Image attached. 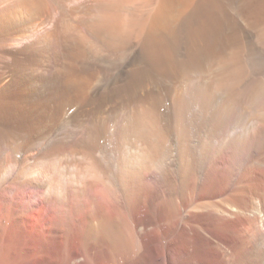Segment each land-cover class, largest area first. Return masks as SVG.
<instances>
[{
  "label": "bare ground",
  "instance_id": "bare-ground-1",
  "mask_svg": "<svg viewBox=\"0 0 264 264\" xmlns=\"http://www.w3.org/2000/svg\"><path fill=\"white\" fill-rule=\"evenodd\" d=\"M133 1L0 0L22 95L55 78L85 100L0 125V177L22 155L0 181V264H264V1ZM110 177L126 215L103 207Z\"/></svg>",
  "mask_w": 264,
  "mask_h": 264
},
{
  "label": "rangeland",
  "instance_id": "rangeland-1",
  "mask_svg": "<svg viewBox=\"0 0 264 264\" xmlns=\"http://www.w3.org/2000/svg\"><path fill=\"white\" fill-rule=\"evenodd\" d=\"M135 1V5H133V6H129L130 8H132V10L131 11H133L135 8H137V7H139V6H142L143 5V3L144 4H146L148 1H150V0H147L146 2H145V0L143 1V0H141V3H142V5H141V3H139L140 2V0H134ZM133 1V2H134ZM139 1V2H138ZM217 1V2H216ZM237 1H239V3H240V5H241V7H242V9H244L245 7L244 6H246V8L248 7V9L250 8L249 6H255L256 7V5H258V4H260V1H261V3L264 1V0H237ZM242 1V2H241ZM249 1H250V3H251V1H252V4L253 5H249L250 3H249ZM133 2H131V5L132 4H134ZM215 2L216 3H214V7L216 6V4H217V6L216 7H218V12L220 13V12H222L221 11V7H222V10L223 9H225L224 8V6H226V4H225V2L226 1H223V0H215ZM248 4H247V3ZM257 2H259V3H257ZM256 3V4H255ZM264 3V2H263ZM225 4V5H224ZM238 4V3H237ZM221 5V6H220ZM253 6V7H254ZM239 7V6H238ZM241 7H239V9H241ZM215 9H217V8H215ZM215 9H213L212 10V14H214L215 12H216V10ZM215 10V11H214ZM214 11V12H213ZM9 34V33H11V34H9V35H15V33H13L12 32V30H9V31H7L6 33H5V31H0V39L3 37L4 38V36L6 35V34ZM13 33V34H12ZM3 34V35H2ZM6 40H9V37H8V39H6ZM74 40H75V42H74ZM74 40H72L70 43L74 46V45H77V42H78V39H74ZM81 40H83V41H86V39L84 40V39H81ZM127 40V39H126ZM124 44V45H123ZM122 45H120L121 47L122 46H125L126 45V43L124 42ZM10 45L11 44H6V48L7 47H10ZM96 46L97 45H92V47L90 48V50H91V53H93V54H95L97 57H100L101 56V54H103V55H105V54H110V53H114V54H117V52L119 53L120 52V49L118 48H110V47H107V46H101V45H98V47H97V49H96ZM110 48V49H109ZM123 48V47H122ZM109 49V50H108ZM112 49H114V50H112ZM95 50V51H94ZM105 50H107V51H109L108 53H107V51H105ZM116 50V51H115ZM114 51V52H113ZM0 52H2V53H0V62H3V63H0V70H2L3 69V71H0V82H5V81H3L2 80V76L5 74V73H13V72H10V70H8L7 69V62L9 63V60L10 59H6L7 60V62H6V60L4 59V57H9V55H7V53H6V51H5V49H4V47H1L0 48ZM71 52H73V50L71 51ZM6 55V56H5ZM3 59V60H2ZM65 59H67V60H65ZM62 60H64L65 62L66 61H69L70 59L67 57H65L64 56V58L62 59L61 58V61ZM10 63H12L13 64V62H10ZM77 62H76V60H75V62L73 63V65L74 64H76ZM3 64V65H2ZM78 64V63H77ZM13 65H10V68L12 67ZM62 67H65L66 65L64 64L63 65V63H62V65H61ZM13 68V67H12ZM69 68H74L73 66H71L70 65V67ZM50 72H52V70H50ZM50 72H45V75H47V74H49ZM39 72H35V75L37 76V74H38ZM14 74L15 73H13V75H11V77H12V79L10 78L9 79V81H7V82H10V84H8V86L7 87H4V88H0V89H2V90H0V125H3V124H5V125H3L5 128L7 127L8 129H13V128H16V126H17V123H19L21 120H23V121H25V122H28L29 123V125H30V127H32V128H36L37 129V126H38V124H39V121L40 120H38V119H41V117H43V116H49V118L51 119H53V117L55 116H57V113L56 112H58V109H59V104L61 103V102H63V101H65V102H63V104L61 105V106H63V109H62V111H61V113L59 114V116H58V119H57V124H58V121H59V124H61L62 123V121L65 119V118H67V115L68 116H70V115H72L73 113H74V111H76V109L78 108H81L82 106H83V104H84V102H85V100H81V99H79V100H81V101H79L80 103L78 104H76V102H78L77 100H75V101H72V103H66V101H68V99L67 98H71L70 97V95H68L67 93H64V94H62L63 92V89L62 90H60V88L61 87H59L58 85H54L52 82H60V81H58V79H55V78H53V80H52V82H51V80L50 79H48V81H46V78H45V80H44V78L43 79H41V78H38V81H39V79L41 80V81H37V79L35 80L34 79V81L32 80L31 82H35L36 83V86H37V88H36V91H37V93L35 94H30L31 92V90H29V97H27L28 95H26L25 97L23 96L24 94L22 93V91H21V88L23 87L22 85V83H19V81L20 82H22V80L20 79V78H18L17 76H14ZM39 74H41V73H39ZM73 73H71V74H66V76H69L70 75V77H71V75H72ZM42 75V74H41ZM50 75H51V73H50ZM98 75V74H97ZM97 75L95 74L94 76H93V78H91V80H90V82H92V84H94L97 80H98V78H97ZM14 77V78H13ZM15 77H17V79L15 78ZM96 78V79H95ZM65 79V81L62 79V81L61 82H66V79L67 78H64ZM75 82V81H71V79L70 80H67V82ZM51 82V83H50ZM43 84V85H41V84ZM38 84V85H37ZM22 86V87H21ZM20 87V88H19ZM45 87V88H44ZM68 87V86H67ZM37 89H39V90H37ZM20 90V91H19ZM15 91V92H14ZM61 91V92H60ZM17 92H20V93H18L17 94ZM41 92V93H40ZM23 94V95H22ZM26 94V93H25ZM59 94H60V97H59ZM67 94V95H66ZM13 97H12V96ZM21 95V96H20ZM30 95H36V96H33L32 97V99H30L31 98V96ZM61 95H63V96H61ZM17 96V97H16ZM42 96V97H41ZM65 96V97H64ZM3 97V98H2ZM19 97H21V98H19ZM22 97H24V98H22ZM35 97V98H34ZM41 97V98H40ZM56 97H58V98H56ZM64 97V98H63ZM67 97V98H66ZM10 98V99H9ZM20 100H19V99ZM40 98V99H39ZM8 99V100H7ZM22 99H28L27 101H28V103L25 101V103H22ZM30 99V100H29ZM55 99V100H54ZM66 99V100H65ZM32 100V101H31ZM33 100H34V102H33ZM62 100V101H61ZM21 101V102H20ZM33 102V103H31V102ZM15 102V103H14ZM18 102H20V103H18ZM44 104H43V103ZM31 103V104H30ZM47 103V104H46ZM64 103H65V105H64ZM75 103V104H74ZM3 104V105H2ZM24 104V105H23ZM30 104V105H29ZM80 104H82V105H80ZM27 105V106H26ZM52 105V106H51ZM24 106H26L25 107V109H23V107ZM29 106H30V110H29ZM33 106V107H32ZM46 106V107H45ZM67 106H68V108H67ZM75 106V107H74ZM76 106H77V108H76ZM69 107H70V109H69ZM72 108H73V110H72ZM76 108V109H75ZM36 110V111H35ZM64 110H66L65 112H64ZM67 110H68V112H67ZM72 112H71V111ZM70 111V112H69ZM69 113V114H68ZM63 114V115H62ZM35 115V116H34ZM37 116V117H36ZM29 117V118H28ZM63 117V118H62ZM65 117V118H64ZM11 118V119H10ZM29 119V120H28ZM60 119H61V122H60ZM15 120V121H14ZM31 120V121H30ZM34 121H37V122H34ZM16 122V123H15ZM33 122V123H32ZM37 123V125L34 127V125ZM32 124V125H31ZM34 124V125H33ZM12 126V127H11ZM10 153V151H7V152H5V154H8V156H9V153ZM17 156V157H16ZM15 156V158H14V160H12L9 164H7L5 167H4V169H3V171H2V173H1V177H0V181H2L3 183L5 182V184H8L7 182H10V180L13 178V176L16 174V172H17V170H18V166L20 165V163H21V160H22V155L21 156H19V155H16ZM12 158V157H11ZM2 176H3V178H2ZM6 177V178H5ZM90 178V179H89ZM3 180H5V181H3ZM92 180V181H91ZM95 178H91V177H88V180H87V183H86V185L87 186H92L93 184H94V182H95ZM91 181V183H89ZM105 182V181H104ZM116 181L114 180V178H108V180H106V182H105V190L106 191H104L105 193V195L102 197V203H103V207L104 208H106V210H107V212H108V214L109 215H111L112 213H114L116 210H120V209H122L123 207V211H124V213H125V215L127 214V210H126V205H125V202H124V192L121 190V189H119V185H117V186H115L116 185ZM115 184V185H114ZM109 185H111V186H109ZM115 189H114V188ZM116 187H117V189H116ZM111 188H113V189H111ZM233 188V187H232ZM232 188H230L231 190H232ZM114 191V192H110V191ZM117 192H116V191ZM155 192V191H154ZM154 192H152V194L154 193ZM107 194V195H106ZM114 194V195H113ZM107 196V197H106ZM105 197V198H104ZM110 199V200H109ZM47 210V211H46ZM45 211L46 212H44L43 213V215L41 216V214H39V213H37L36 215H34V217H32V218H30L29 220H28V224H29V226H36V225H38L39 224V222L41 223V221L43 220V219H48L49 218V220H51V219H53V217H54V211L52 210V209H46ZM51 210V211H50ZM53 214V215H52ZM40 215V216H39ZM37 216V217H36ZM49 216H51V217H49ZM126 217V216H125ZM126 220H128L126 223H130L131 222V219H129V217H128V215H127V217H126Z\"/></svg>",
  "mask_w": 264,
  "mask_h": 264
}]
</instances>
